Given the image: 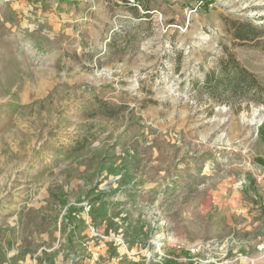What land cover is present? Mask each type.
Returning <instances> with one entry per match:
<instances>
[{"label":"rangeland","instance_id":"1","mask_svg":"<svg viewBox=\"0 0 264 264\" xmlns=\"http://www.w3.org/2000/svg\"><path fill=\"white\" fill-rule=\"evenodd\" d=\"M137 2L0 0V264H264V0Z\"/></svg>","mask_w":264,"mask_h":264},{"label":"trees","instance_id":"2","mask_svg":"<svg viewBox=\"0 0 264 264\" xmlns=\"http://www.w3.org/2000/svg\"><path fill=\"white\" fill-rule=\"evenodd\" d=\"M136 7V6H133ZM251 24H239L235 26L237 39L246 40L251 35ZM204 93L221 102H229L232 97L242 96L253 101H264V87L259 83L255 75L244 67L233 55H229L221 61L220 71H211L206 74L202 84ZM94 113L113 115L115 111L110 105L100 100ZM88 141L79 139L69 149L71 153L85 149Z\"/></svg>","mask_w":264,"mask_h":264},{"label":"built area","instance_id":"3","mask_svg":"<svg viewBox=\"0 0 264 264\" xmlns=\"http://www.w3.org/2000/svg\"><path fill=\"white\" fill-rule=\"evenodd\" d=\"M126 3L129 6H138L137 0H126ZM213 6V3L210 0H194V3L191 7L188 8L189 14L197 12L201 9L210 8Z\"/></svg>","mask_w":264,"mask_h":264}]
</instances>
